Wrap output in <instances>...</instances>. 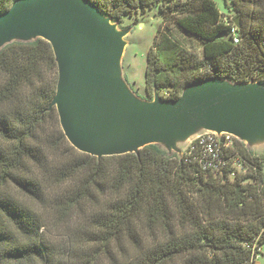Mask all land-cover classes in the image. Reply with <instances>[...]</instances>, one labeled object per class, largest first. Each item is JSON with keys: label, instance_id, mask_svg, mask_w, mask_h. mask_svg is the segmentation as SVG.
I'll return each instance as SVG.
<instances>
[{"label": "trees", "instance_id": "trees-1", "mask_svg": "<svg viewBox=\"0 0 264 264\" xmlns=\"http://www.w3.org/2000/svg\"><path fill=\"white\" fill-rule=\"evenodd\" d=\"M17 0H0V15ZM110 22L157 8L145 93L177 103L188 88L264 84V0H89ZM180 38L182 41H179ZM237 40V42H235ZM197 43L201 53L195 49ZM53 45L0 48V264H257L264 247V162L229 179L161 145L95 157L61 130Z\"/></svg>", "mask_w": 264, "mask_h": 264}, {"label": "rangeland", "instance_id": "rangeland-1", "mask_svg": "<svg viewBox=\"0 0 264 264\" xmlns=\"http://www.w3.org/2000/svg\"><path fill=\"white\" fill-rule=\"evenodd\" d=\"M214 1L223 13V21L234 24L238 20L240 24V17L232 11L229 0L227 6L225 0ZM35 24L40 26L41 21L37 19ZM111 25L119 36L123 49L112 71L113 82L111 74L108 73L101 85L110 97L112 92L106 85L113 87L122 103L118 100L115 106L105 100L102 102L90 97L86 98L88 101L80 103L72 80L64 98L70 130L80 143L88 147L105 150L156 135L170 128L183 111L251 86H237L228 82H225V86L209 83L188 88L183 92L180 101L174 104L160 103L156 96L153 100H148L145 93L146 58L161 26L158 9H147L143 15L126 18L119 25L111 22ZM36 37L39 36L30 32L12 33L0 41V48L10 41L31 40ZM103 46L107 48V44ZM193 50L197 54L201 53L197 43ZM60 126L63 131L61 123ZM212 132L229 134L236 141L250 147L254 156L264 162V90L240 94L190 114L177 128L156 142L131 147L125 152L136 153L145 146L159 144L165 152L180 156L198 136ZM261 253L263 255L259 257L258 264H264V247Z\"/></svg>", "mask_w": 264, "mask_h": 264}, {"label": "water", "instance_id": "water-1", "mask_svg": "<svg viewBox=\"0 0 264 264\" xmlns=\"http://www.w3.org/2000/svg\"><path fill=\"white\" fill-rule=\"evenodd\" d=\"M37 19L41 21L40 26L35 24ZM234 26L240 28L238 20L234 21ZM19 32L36 34L53 45L60 68L56 107L64 135L75 149L91 156L121 154L131 147L154 143L177 128L190 114L240 94L264 90V84L251 85L183 111L170 128L156 135L118 144L105 150H96L80 143L71 132L66 118L64 98L72 80L80 103L88 101L87 97L102 102L105 100L115 106L116 101H121L113 87L106 85L111 90L112 97L102 88L108 73L111 74L113 82L112 71L123 49V44L110 21L89 0H17L6 13L0 15V41L12 33ZM104 44H107V48Z\"/></svg>", "mask_w": 264, "mask_h": 264}, {"label": "built area", "instance_id": "built-area-1", "mask_svg": "<svg viewBox=\"0 0 264 264\" xmlns=\"http://www.w3.org/2000/svg\"><path fill=\"white\" fill-rule=\"evenodd\" d=\"M234 142L235 139L227 133L212 132L198 136L180 156L202 170L220 174L229 170V179H234L239 172L245 171L247 165L237 153H231ZM258 251L261 252L262 248ZM259 257L256 255L257 262Z\"/></svg>", "mask_w": 264, "mask_h": 264}, {"label": "crops", "instance_id": "crops-1", "mask_svg": "<svg viewBox=\"0 0 264 264\" xmlns=\"http://www.w3.org/2000/svg\"><path fill=\"white\" fill-rule=\"evenodd\" d=\"M110 24H111V22H110ZM115 33H116V31H115ZM37 38V37H36ZM122 54V53H121Z\"/></svg>", "mask_w": 264, "mask_h": 264}]
</instances>
